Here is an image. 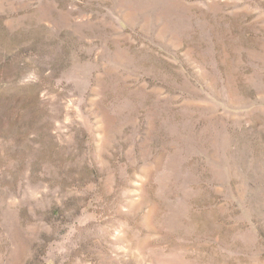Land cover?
Returning a JSON list of instances; mask_svg holds the SVG:
<instances>
[{
  "label": "rangeland",
  "instance_id": "rangeland-1",
  "mask_svg": "<svg viewBox=\"0 0 264 264\" xmlns=\"http://www.w3.org/2000/svg\"><path fill=\"white\" fill-rule=\"evenodd\" d=\"M0 264H264V0H0Z\"/></svg>",
  "mask_w": 264,
  "mask_h": 264
}]
</instances>
